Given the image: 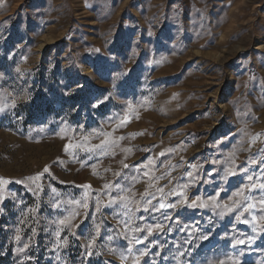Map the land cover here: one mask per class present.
Segmentation results:
<instances>
[{"label":"rangeland","instance_id":"rangeland-1","mask_svg":"<svg viewBox=\"0 0 264 264\" xmlns=\"http://www.w3.org/2000/svg\"><path fill=\"white\" fill-rule=\"evenodd\" d=\"M0 264H264V0H0Z\"/></svg>","mask_w":264,"mask_h":264},{"label":"snow or ice","instance_id":"snow-or-ice-1","mask_svg":"<svg viewBox=\"0 0 264 264\" xmlns=\"http://www.w3.org/2000/svg\"><path fill=\"white\" fill-rule=\"evenodd\" d=\"M125 167H127V165H125ZM47 170H48V169L46 168L45 171H47ZM149 231H151V230L149 229Z\"/></svg>","mask_w":264,"mask_h":264}]
</instances>
